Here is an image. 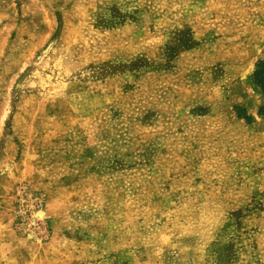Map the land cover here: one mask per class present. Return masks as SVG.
Segmentation results:
<instances>
[{"label":"rangeland","instance_id":"obj_1","mask_svg":"<svg viewBox=\"0 0 264 264\" xmlns=\"http://www.w3.org/2000/svg\"><path fill=\"white\" fill-rule=\"evenodd\" d=\"M264 0H0V264H264Z\"/></svg>","mask_w":264,"mask_h":264},{"label":"trees","instance_id":"obj_2","mask_svg":"<svg viewBox=\"0 0 264 264\" xmlns=\"http://www.w3.org/2000/svg\"><path fill=\"white\" fill-rule=\"evenodd\" d=\"M253 79L256 84L264 88V61H259L257 63Z\"/></svg>","mask_w":264,"mask_h":264}]
</instances>
